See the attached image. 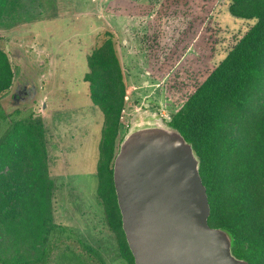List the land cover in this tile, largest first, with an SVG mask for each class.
Segmentation results:
<instances>
[{"label":"trees","instance_id":"obj_1","mask_svg":"<svg viewBox=\"0 0 264 264\" xmlns=\"http://www.w3.org/2000/svg\"><path fill=\"white\" fill-rule=\"evenodd\" d=\"M16 0H0V24ZM251 25L184 99L168 124L192 143L211 206L210 224L235 237L233 253L264 264V0H227ZM84 81L104 116L98 198L120 254L135 264L113 181L126 85L116 40L88 56ZM16 67L0 46V264H108L53 211L54 181L44 118L34 108L4 110Z\"/></svg>","mask_w":264,"mask_h":264},{"label":"rangeland","instance_id":"obj_2","mask_svg":"<svg viewBox=\"0 0 264 264\" xmlns=\"http://www.w3.org/2000/svg\"><path fill=\"white\" fill-rule=\"evenodd\" d=\"M20 1L0 25V46L17 70L1 107H32L44 118L55 220L108 264H127L98 198L104 116L84 81L88 56L113 34L129 112L120 123L118 152L132 125L168 124L251 23L231 16L227 0H47L43 8ZM42 16L43 24L32 25ZM32 29L48 39L37 40ZM39 48L47 53L34 55Z\"/></svg>","mask_w":264,"mask_h":264},{"label":"water","instance_id":"obj_3","mask_svg":"<svg viewBox=\"0 0 264 264\" xmlns=\"http://www.w3.org/2000/svg\"><path fill=\"white\" fill-rule=\"evenodd\" d=\"M113 181L135 264H250L233 253L230 230L211 226L199 157L172 125H132L114 159Z\"/></svg>","mask_w":264,"mask_h":264},{"label":"crops","instance_id":"obj_4","mask_svg":"<svg viewBox=\"0 0 264 264\" xmlns=\"http://www.w3.org/2000/svg\"><path fill=\"white\" fill-rule=\"evenodd\" d=\"M38 2V7H41V8H43V7H48L49 6V4H48V1L47 0H29V2H30V7H31V3H33V2ZM15 3H17L18 5L19 4H21V1L20 0H16V2ZM42 15V14H41ZM47 19V18H46ZM45 17H43L42 16V18H36L35 20H33L31 23H32V25L34 24H37V25H41V24H43L44 22H45ZM1 25V24H0ZM30 32H32L33 34H34V36L37 38V40H39V39H41V40H45V39H48V37H47V33L46 32H43L44 34H42V33H40V32H38V33H36V32H34L33 31V29L32 30H30ZM42 51V52H41ZM45 53H47L45 50H40V48L39 49H37L36 51H35V53H34V55H44ZM41 66H38V68L39 69H43L44 70V68L46 67H43L44 65L43 64H41V63H39ZM43 75V74H42ZM40 77V76H39Z\"/></svg>","mask_w":264,"mask_h":264},{"label":"built area","instance_id":"obj_5","mask_svg":"<svg viewBox=\"0 0 264 264\" xmlns=\"http://www.w3.org/2000/svg\"><path fill=\"white\" fill-rule=\"evenodd\" d=\"M125 99H127V97H125ZM127 116H129L128 106L124 105L120 115V123L126 122Z\"/></svg>","mask_w":264,"mask_h":264}]
</instances>
